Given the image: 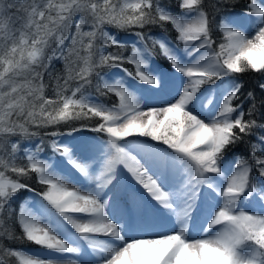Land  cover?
Segmentation results:
<instances>
[{"label":"snow or ice","instance_id":"obj_1","mask_svg":"<svg viewBox=\"0 0 264 264\" xmlns=\"http://www.w3.org/2000/svg\"><path fill=\"white\" fill-rule=\"evenodd\" d=\"M242 15L251 27L219 18L217 43L202 0H176L175 10L160 0H0V264H16L6 257L58 264L5 240L65 254L80 253L83 241L95 259L79 264H264V112L255 118L253 92L248 119L233 103L243 87L236 74L261 73L264 80V7L244 0ZM169 23L181 47L132 32L144 57L137 43L131 56L121 53L127 44L105 27ZM148 40L159 43L175 79L151 66ZM54 58L64 61L55 76ZM125 62L135 65L134 73ZM104 68L142 83L112 80ZM94 84L119 103L86 95ZM142 87L153 94L151 103ZM259 88L264 92V82ZM61 123L63 131L56 127ZM49 127L56 130L42 131ZM84 130L103 139L63 142ZM257 132L251 160H226L233 145ZM13 137H40V144L33 151ZM45 138L89 186L73 184L55 160L40 157ZM33 174L39 191L27 182ZM126 176L143 191L124 187ZM25 192L31 207L13 208Z\"/></svg>","mask_w":264,"mask_h":264},{"label":"trees","instance_id":"obj_2","mask_svg":"<svg viewBox=\"0 0 264 264\" xmlns=\"http://www.w3.org/2000/svg\"><path fill=\"white\" fill-rule=\"evenodd\" d=\"M160 3L162 5H167L169 7V9H171V10H175L176 0H160ZM202 3L204 6V10L209 14L210 18L213 20L212 37H213V39H215L217 41V43H219L222 40V33L220 32V29L217 26L219 18L226 16L231 11L243 9L244 8V2H243V0H202ZM213 5H216V6L213 7ZM105 27L110 32H115L119 35H129V34H132V32H134V31H143L145 34H151L153 37L156 34H158L159 32H164L165 34L169 35L173 39H175V35H176L175 30L171 26L170 23L165 24V26L163 28L160 27L159 25L149 24V25L145 26L142 30L133 28L132 31L120 30V29H117L111 25H106ZM68 43H70V39L65 42L66 45ZM147 49L149 50V52H151L153 54L154 57L157 58V60L159 61L160 64L164 65L166 63L165 57L162 55L160 48L158 47V45L156 43L153 42V40L147 41ZM116 50L117 49H114L112 47H108L106 49V51H116ZM119 51L121 53H123L125 56H129L131 49L129 47H122L119 49ZM50 64H51L50 72L52 73L53 76L58 75V74L63 72L64 61L62 59L54 58L51 60ZM123 66H125L128 69L131 68L130 63H127V62H125ZM108 70H109L108 68L102 69L101 70L102 74L104 72H107ZM236 78L242 83L243 87L239 92L238 99H236L233 102L234 105L242 106L243 111L246 114L245 119H248L249 117L247 116V112H248V109L250 107L251 101H250L247 94H248V92H253L255 94V97H256V104H257V109H258L256 112L255 118L257 120H261V112H264V109L259 108V105L261 103V98L264 97V92H262L259 88V83L264 82V80H262V74L249 71L246 73L236 74ZM46 91L50 93L51 89H47ZM86 94H92V95L96 96L102 102L108 103L109 106H111L112 103H119L118 98H116L114 94L101 95V92L97 91L95 84L90 86L86 90ZM98 119L99 118L94 117L92 122L94 123ZM85 122H87V121H85ZM79 123H80V121H74L73 122V124H79ZM56 127L60 128V130H62V131L65 130V128H66V126L63 123H61L60 125H57ZM32 130H35V129H32ZM54 130H56L55 127H49L47 129H43L42 131H54ZM259 135H260V133L257 132L256 135L251 137V138L246 137L244 143L233 145L229 149V153H228V156L226 157V160L230 157H244L248 160H251L249 145L251 143H254L256 138ZM12 139L14 142L19 140V142L21 144H23L24 146H25L26 142H30L34 148L37 144H40V137H31V138L13 137ZM51 148L52 147L49 143V139L45 138L44 143L42 145V150L50 152ZM27 182L29 183V185L32 188H35L36 190L39 191L41 186L39 185L37 179L35 178V174H33V178L31 180H28ZM26 195H27V192H25L22 195L21 199L23 200V198H25ZM22 200L17 202V203H14L13 208L18 209L19 203H21ZM12 227L15 229L17 235H19L21 233V228L19 226V223L15 221V217H13ZM4 243L7 246H10V247H13L16 249L20 248V247H25L29 244V242L26 240H5ZM6 260H16V264H19L18 259L14 258V257H6Z\"/></svg>","mask_w":264,"mask_h":264},{"label":"rangeland","instance_id":"obj_3","mask_svg":"<svg viewBox=\"0 0 264 264\" xmlns=\"http://www.w3.org/2000/svg\"><path fill=\"white\" fill-rule=\"evenodd\" d=\"M257 1L262 6V4H263L262 3V0H257ZM229 17H231L233 20H236L240 24L246 23V22L252 23V20L250 18L244 17L242 15V12L241 11H235V12L231 13V15H229ZM113 35H117V34H114L113 33ZM117 36H118V38L120 40L124 41L125 43H131L132 45H133V43H137V46L140 49V55H141V57H144V55H145L144 48H143V46L140 47L141 46L140 45L141 43H139V42L136 41V37L135 36H120V35H117ZM161 40L167 42V44H169L171 46V44H170V42H169V40L167 38L161 36L159 38V41H161ZM150 63H151V66H153L159 73L165 74V73H163V72L160 71L159 65L154 61V59L152 57H151ZM106 76L109 77L112 80L118 79V77L119 78L120 77H123L124 80H126L127 82H130V83H132V82L138 83L137 81H133V78L132 77L127 76L119 68H113L110 72H108L106 74ZM167 76H168V74H167ZM205 87H207V86H205ZM219 91H223V85L221 86V88H220ZM141 93L144 94L143 91ZM86 95H89V94H86ZM90 96L92 98L96 99L94 96H92V95H90ZM91 133H95V132L82 131L78 135H75L74 137H67L66 136V137H63L62 139H63V142L64 143H76V142H79L84 137H97L96 135H93ZM25 146L28 147L29 149L33 150V151L35 150V148L33 147V145L30 142H26ZM39 155H40L41 158H51V159H53V160H55L57 162V164H58L59 167L64 168V169L66 168V169L74 172L75 174L77 173L75 169H72L70 165H67L66 164V162L63 160L62 157L59 156V154H54L52 148H51V151L50 152L41 151ZM226 167H228V165ZM123 179H124L125 183H128L126 177H122V180ZM123 185H124V183H123ZM130 188H133V186H131ZM35 199L36 200H39V197H35ZM32 201H33V197L29 194V196L26 198V200L24 202H27L28 205L31 207ZM253 210H257L258 211V207H254ZM22 250L26 254L42 253V252L44 253V252H46V251H43V249H41V250H39V248L37 249V247L36 248H32V249L29 248V249H26V250L25 249H22ZM58 254L60 255L61 253H58Z\"/></svg>","mask_w":264,"mask_h":264},{"label":"bare ground","instance_id":"obj_4","mask_svg":"<svg viewBox=\"0 0 264 264\" xmlns=\"http://www.w3.org/2000/svg\"><path fill=\"white\" fill-rule=\"evenodd\" d=\"M262 3H263L262 4V7H264V0H262ZM251 25H252V23H250V22H246V23H242L241 24V26L244 27V28L251 27ZM165 77L166 78H169L168 76H165ZM184 79H186V78H184ZM136 81L138 83H142V82H139L138 80H136ZM144 87L147 88V87H153V86L145 85ZM144 87H142L140 89V92L143 91ZM137 95H139V94H137ZM144 96L151 103V101L153 100V94L152 93H150L148 95L145 94ZM139 119L146 120V117H141ZM91 138L92 137H84L81 140H83V139H91ZM76 143H78V142H76ZM62 169L64 170V172H67L71 176L72 183L73 184L82 185V186H89L90 185V182L86 178H84L83 176H81L79 173H76L75 174L74 172H72V171H70V170H68L66 168L65 169L62 168ZM91 186H94V185H91ZM76 235H78V234H76ZM78 243H79V245L81 247V252L80 253H77V254H65V253H61L59 255L58 253H51L49 251H46L44 253L43 252L42 253H31L30 255L44 257V258H51V259H54V260L58 261V264H69V262H71V261H76L77 264H79V262L81 260H94L95 259V254L92 252V250L90 248H88V246L83 241H78Z\"/></svg>","mask_w":264,"mask_h":264}]
</instances>
